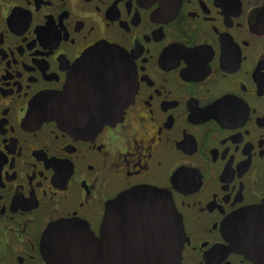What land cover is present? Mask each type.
<instances>
[{"label":"flooded vegetation","instance_id":"1","mask_svg":"<svg viewBox=\"0 0 264 264\" xmlns=\"http://www.w3.org/2000/svg\"><path fill=\"white\" fill-rule=\"evenodd\" d=\"M98 44L129 58L123 113L31 115ZM142 227L178 264H264V0H0V264H113Z\"/></svg>","mask_w":264,"mask_h":264},{"label":"water","instance_id":"2","mask_svg":"<svg viewBox=\"0 0 264 264\" xmlns=\"http://www.w3.org/2000/svg\"><path fill=\"white\" fill-rule=\"evenodd\" d=\"M130 82L131 65L128 56L116 47L98 44L72 67L62 91L39 97L30 114L41 122L54 120L61 127L77 134L94 132L103 125L114 122L123 113L129 97H132L129 94ZM148 196L152 197L153 193L146 190L140 196L129 193L125 199L129 204H135V201L149 200L146 198ZM159 209L162 212L163 205ZM165 209L168 211L167 206ZM164 223L168 231L172 225L168 214L165 217L161 215L159 225ZM111 224L109 207L104 218L105 228L109 229ZM179 227L180 221L176 222L177 235ZM134 233L133 237L123 242V252L127 254L113 256V264H178L181 251L179 237L177 248L171 249L167 247L168 235L158 234L157 229L155 236L150 235L143 227ZM234 243L238 246L240 239L236 237ZM164 247L166 248L163 250ZM61 257L65 258L67 255ZM71 257L75 262L64 264H97L100 258L94 248L91 252L74 251ZM107 258L110 259L108 256Z\"/></svg>","mask_w":264,"mask_h":264}]
</instances>
